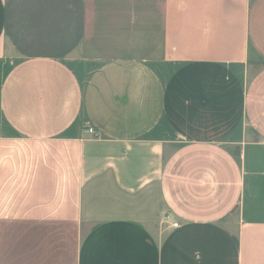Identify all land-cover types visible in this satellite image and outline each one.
<instances>
[{
    "label": "crops",
    "instance_id": "0c3cea01",
    "mask_svg": "<svg viewBox=\"0 0 264 264\" xmlns=\"http://www.w3.org/2000/svg\"><path fill=\"white\" fill-rule=\"evenodd\" d=\"M0 264H264V0H0Z\"/></svg>",
    "mask_w": 264,
    "mask_h": 264
},
{
    "label": "built area",
    "instance_id": "2783aa9c",
    "mask_svg": "<svg viewBox=\"0 0 264 264\" xmlns=\"http://www.w3.org/2000/svg\"><path fill=\"white\" fill-rule=\"evenodd\" d=\"M89 131L93 133L94 129L93 128H89ZM174 226H178V223H174Z\"/></svg>",
    "mask_w": 264,
    "mask_h": 264
}]
</instances>
